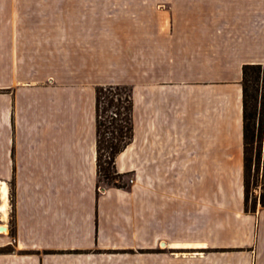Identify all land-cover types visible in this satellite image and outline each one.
<instances>
[{
  "label": "crops",
  "instance_id": "crops-1",
  "mask_svg": "<svg viewBox=\"0 0 264 264\" xmlns=\"http://www.w3.org/2000/svg\"><path fill=\"white\" fill-rule=\"evenodd\" d=\"M3 1L0 18L19 15ZM187 3L178 16L202 25H172L169 44L141 37L134 136L115 162L133 185L100 188L97 169L95 89L127 85L126 49L114 57L95 46L70 66L59 53L61 84L43 92V118L35 126L33 108L22 106L24 121L1 145L0 248L14 250L0 252V264H100L123 250H141L139 264H264V209L243 206L241 85L244 65H264V0ZM31 43L10 50L13 73L28 83L25 103L39 97L34 61L49 59ZM229 162L236 200L224 193L217 205L196 179L213 169L227 177Z\"/></svg>",
  "mask_w": 264,
  "mask_h": 264
},
{
  "label": "rangeland",
  "instance_id": "rangeland-1",
  "mask_svg": "<svg viewBox=\"0 0 264 264\" xmlns=\"http://www.w3.org/2000/svg\"><path fill=\"white\" fill-rule=\"evenodd\" d=\"M3 5L5 10H8V6L15 5V9H19V15L11 17L10 13L0 18V28L3 29L0 37L2 36L4 40L1 47L5 51V62L0 67V152L4 149L1 146L3 142L15 132V120L18 118V121H24L22 106L33 108L35 126L43 118L44 103L41 98L43 92L51 86L54 88L61 84L53 81V74L60 69L53 66L61 64L59 53L65 54L64 58L70 66L71 63H82V61L85 63L83 56L86 55L87 58L91 55L95 46H99L100 52L114 53V57L119 51L126 49L127 85L112 86H126L132 90V95L138 94L141 37L148 38L149 47L152 41L169 44L172 25L203 23L202 18H188L182 13L178 16V10H183L188 5L187 0H4ZM173 13H176V17H173ZM96 38H99L98 42ZM32 41L37 49V55L43 53L49 59L37 57L36 62L34 61V69L36 67L37 71L42 70V72L36 73L38 77L34 80V87L31 88L38 91L40 98L34 96L28 98L25 103L22 99L26 95L22 93L27 89L25 87L28 83L19 80V77L23 76L22 73H13L10 50L12 47L16 50L19 47L26 51ZM65 79L67 82H64L66 80L63 82L68 83L69 86L75 84L67 77ZM231 164L229 162L227 177L215 176L217 172L213 169V177L196 179L197 185L205 184L206 187L211 188L212 202L217 205L223 200L221 198L224 197V193L227 194L228 202L236 200L239 182ZM135 181L134 175H123L118 183L127 187L133 185ZM13 183L14 180L9 182L12 205ZM99 187H109V185L100 178ZM10 224H13V220ZM12 232L11 229L10 233ZM13 250V246L0 248V252ZM141 252V250L111 251L113 258L111 257L110 260L102 258L100 264H139Z\"/></svg>",
  "mask_w": 264,
  "mask_h": 264
},
{
  "label": "trees",
  "instance_id": "trees-1",
  "mask_svg": "<svg viewBox=\"0 0 264 264\" xmlns=\"http://www.w3.org/2000/svg\"><path fill=\"white\" fill-rule=\"evenodd\" d=\"M243 109V191L244 212L264 209V65L242 67ZM132 90L126 86H100L95 90L97 169L99 179L109 187L123 175L116 169V158L134 136ZM13 192V187H12Z\"/></svg>",
  "mask_w": 264,
  "mask_h": 264
},
{
  "label": "bare ground",
  "instance_id": "bare-ground-1",
  "mask_svg": "<svg viewBox=\"0 0 264 264\" xmlns=\"http://www.w3.org/2000/svg\"><path fill=\"white\" fill-rule=\"evenodd\" d=\"M2 185H3V184H2ZM1 189H2V188H1ZM3 189H4V191L6 190V189H5V186L3 187ZM5 193H6V192H5ZM3 195H4V194H3ZM5 195H6V194H5ZM1 196H2V195H1ZM2 211H3V210H2ZM3 229H4V228H3ZM4 230H5V229H4ZM4 230H3V231H4Z\"/></svg>",
  "mask_w": 264,
  "mask_h": 264
},
{
  "label": "water",
  "instance_id": "water-1",
  "mask_svg": "<svg viewBox=\"0 0 264 264\" xmlns=\"http://www.w3.org/2000/svg\"><path fill=\"white\" fill-rule=\"evenodd\" d=\"M3 230H4L3 228L0 229V231H3Z\"/></svg>",
  "mask_w": 264,
  "mask_h": 264
}]
</instances>
